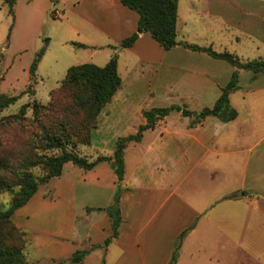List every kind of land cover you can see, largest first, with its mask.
I'll return each instance as SVG.
<instances>
[{
    "label": "crops",
    "instance_id": "1",
    "mask_svg": "<svg viewBox=\"0 0 264 264\" xmlns=\"http://www.w3.org/2000/svg\"><path fill=\"white\" fill-rule=\"evenodd\" d=\"M52 1L16 0L13 18L8 13L12 26L2 50L1 93L16 95L24 90L30 64L44 50L38 74L46 53L38 47L42 25L52 7L73 16L67 35L80 37L83 44L95 45V49H117L123 38L136 31L138 14L120 0H58L55 5ZM190 2V14H198L203 6H196L202 2L208 16L230 30L227 39L234 46L229 51L240 60L264 59V0ZM1 3L7 6L4 0ZM177 4L178 35V23L187 22L180 16L179 0ZM177 35L178 44L168 50L142 32L132 46L117 51L121 86L100 111L91 144L102 155H112L117 138L136 133L146 123L145 109L179 105L198 111L211 107L234 71L238 72L237 88L229 93V101L237 116L226 122L207 116L189 126V117L171 112L144 130L140 141L128 143L124 149L125 189L119 200L122 222L118 237L105 247V239L92 240V228L110 233L107 212L97 209L112 203L114 171L107 161L90 170L64 163L60 176L41 185L11 216L19 229L32 236L25 250L30 264L42 259L44 264H58L56 260L79 250L74 242L81 240L86 247L97 245L104 258L116 248L113 264H168L180 236L175 264H220L232 243L240 247L238 238L255 226L250 220H256L257 213L260 217L264 206V72L237 69L225 60L188 49L181 43L196 44L195 40L187 34L186 38ZM121 62L125 64L123 74L119 72ZM141 92L143 96L138 97ZM128 154L134 157L128 160ZM59 184L60 197L66 201L65 216L73 215L72 199L80 198L81 211L75 215H80L82 230L78 239L72 234L54 243L40 231L59 226ZM28 250L33 260L28 258ZM82 262L83 258L77 264Z\"/></svg>",
    "mask_w": 264,
    "mask_h": 264
},
{
    "label": "trees",
    "instance_id": "2",
    "mask_svg": "<svg viewBox=\"0 0 264 264\" xmlns=\"http://www.w3.org/2000/svg\"><path fill=\"white\" fill-rule=\"evenodd\" d=\"M4 1L8 6V13L13 18L16 0ZM57 2L58 0H53L52 4L55 5ZM120 2L138 14L136 31L122 39L121 48L132 46L142 32H148L165 50L178 44L176 41L178 0H120ZM54 10L49 12L52 14ZM181 44L188 49L225 60L237 69L254 73L264 72V59L242 61L233 53L216 52L210 46L185 42ZM42 53L43 50H40L30 64L29 82L24 90L16 95L0 92V113L24 94L34 96L37 65ZM117 68L116 53L102 66L93 63L69 66L58 86L50 90L49 100L45 104L33 99L23 103L17 113L0 117V195L11 194L8 207L0 209V264H30L25 254L26 233L13 223L11 216L15 210L28 202L41 185L60 176L64 163L71 162L84 170H90L97 163L107 161L114 171L116 189L112 203L106 208L97 209L106 211L110 219V233L102 245L105 247L118 237L122 222L119 200L121 192L125 189L122 186L125 173L124 149L128 143L140 141L144 130L153 128L171 112L189 117V126L198 124L207 116H215L225 122L237 116L236 109L229 101V93L237 88L238 72L234 71L230 81L211 107H203L198 111L179 105L145 109L142 115L146 123L140 125L136 133L117 138L112 155H98L95 159L88 160L74 148L78 144H91V132L96 127L100 111L121 86ZM29 109L30 116L27 115ZM9 147L13 149L8 150ZM35 167L42 170L41 175H36L32 171ZM180 238L181 236L168 264H175ZM85 254L86 250H78L71 260L79 262ZM102 264H105L104 260Z\"/></svg>",
    "mask_w": 264,
    "mask_h": 264
},
{
    "label": "rangeland",
    "instance_id": "3",
    "mask_svg": "<svg viewBox=\"0 0 264 264\" xmlns=\"http://www.w3.org/2000/svg\"><path fill=\"white\" fill-rule=\"evenodd\" d=\"M201 4L197 3L196 6V8L198 9L203 6L198 14H190V0H179L180 16L183 17L184 15L186 17L187 23H178V35L176 34L177 38H186L187 34L188 38L190 40H195L196 44L210 46L214 51L218 50V52L227 51L229 53H233L229 50L230 48H233L234 45H231L229 40L227 39V37H229L228 34L230 30L224 29V27L220 25L219 21L216 20L215 17L208 16L205 10V4L203 5L202 2ZM53 9L57 10V14L54 15L55 10L52 14L49 12L45 19V22L42 25V40H40L38 47L42 49L45 48L46 53L37 74L35 94L34 96H30V94L22 95L14 104H11L8 108H5L0 113V117L17 113L23 103L30 102L33 99H36V101L40 102L41 104H45L49 100L50 90L57 87L60 81L63 79L65 74L64 68L82 63H93L102 66L109 60L112 54H117V51L121 49L120 46H118L117 49H113L112 47L107 46H101L95 49V45L83 44L80 41V37H76L73 35L72 37H70L69 35H67V33L70 31V25H72L71 23H73V16L69 17L67 12L58 6L51 8V10ZM212 21H214L215 23H211ZM10 26L11 18L7 12V6L5 4H2L0 0V71L3 65L2 50L3 47L6 46V38L10 30ZM211 43L212 45H210ZM77 44H82L84 46H77ZM124 67L125 64L121 62L119 66V72L122 74ZM137 95L138 97H142L143 93H137ZM27 115H31L30 109L27 111ZM9 149H13V147H9L8 150ZM74 150L78 154L87 157L88 160H93L98 155L103 154L100 153V151L96 149L92 144H78L74 148ZM133 157L134 154H128L127 158L128 160H131ZM32 171L36 175L42 174V170L39 167L33 168ZM61 188V184H59L58 188H56V203L57 206H59L58 210L61 212L59 218H57L59 226L57 228H55V226H52V228L50 229L48 228V226H46L42 228L43 230L40 231L41 233L45 232L44 236H51V241H54V243H58V241H65L63 238L70 237L72 234L74 235L75 239H78L81 235L82 230L80 227V215H75L79 214V212L81 211L80 209L82 202L80 201V198H73L72 206L74 207H72V210L73 212L75 211L73 213L75 217L73 218V215L65 216L67 212L64 209V205L66 206V201L64 199L62 200L60 197ZM10 199V193H3L0 195L1 210H4L8 207ZM39 223H41V221H39ZM254 223L255 226L253 225V227L248 229L247 235H241L238 238L241 242L240 247H236V245L232 243L226 253H224L222 259L220 260V264H264V206L262 208L260 217L257 213L256 220H250V225ZM47 228L49 230L45 231ZM254 229L255 232H253ZM89 230L91 231V229H88V231ZM92 231V240L94 242H97V240H101L102 242V240L105 239L104 237L108 236L104 235L102 229L97 230L94 227L92 228ZM30 238H32V236ZM30 238L28 234H26V248L29 245ZM232 240L236 241L235 237H232ZM74 244L79 247V250H86V254L83 257V262L81 264H102L103 260L105 264H113L112 260L118 254L116 248H112L110 255L107 258H104V251L96 248L97 245L87 244L86 247L83 240L75 241ZM91 248H94V250L92 249V252H90ZM27 256L30 260H33L31 252L29 250ZM72 256L61 258L56 261H58V264H77V262L71 260ZM43 261V259L40 260L39 264H44ZM54 261H51V263H53ZM204 262L206 264H212L209 261ZM214 262H216V260H214ZM198 263L203 264V262H197V264Z\"/></svg>",
    "mask_w": 264,
    "mask_h": 264
},
{
    "label": "built area",
    "instance_id": "4",
    "mask_svg": "<svg viewBox=\"0 0 264 264\" xmlns=\"http://www.w3.org/2000/svg\"><path fill=\"white\" fill-rule=\"evenodd\" d=\"M56 14H57V10L54 11V15H56Z\"/></svg>",
    "mask_w": 264,
    "mask_h": 264
}]
</instances>
